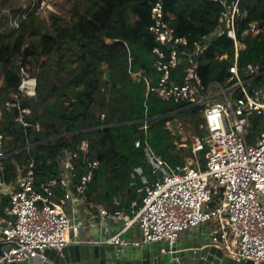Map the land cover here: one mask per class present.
Returning <instances> with one entry per match:
<instances>
[{
    "label": "trees",
    "instance_id": "16d2710c",
    "mask_svg": "<svg viewBox=\"0 0 264 264\" xmlns=\"http://www.w3.org/2000/svg\"><path fill=\"white\" fill-rule=\"evenodd\" d=\"M154 0H76L69 18L50 13L31 14L12 27L4 10L16 15L20 8H0V180L17 184L22 170L35 163L36 183L60 178L65 152L73 154V185L93 173L83 199L95 210L103 204L112 211L130 208L156 181L147 161L144 142L173 166L193 156L195 140L205 135V120L198 108L145 97V79L160 78L154 68V49L160 42L150 32ZM242 17L236 23L240 77L258 71L250 90L264 86V0H241ZM168 23L189 47L219 26L222 7L210 0H164ZM10 8V9H9ZM252 24L260 32H249ZM217 55H227L217 60ZM131 59V60H130ZM235 45L227 36L216 37L202 58L203 84L229 88ZM186 64L173 73L183 83ZM37 78V96L27 98L18 88L21 69ZM141 71V74H137ZM241 97V92H236ZM19 104L14 108L12 104ZM23 118L29 127L18 122ZM172 126L171 130L168 124ZM178 123L191 129L193 139L179 147L183 137ZM145 125L147 129L145 130ZM252 138L264 132V116H253ZM175 132V133H174ZM141 140L143 146L136 147ZM87 151L82 150L83 144ZM205 152L200 154L204 157ZM98 162V167H93ZM59 195L61 187L55 188ZM138 203L142 205V201ZM0 195V217L10 207Z\"/></svg>",
    "mask_w": 264,
    "mask_h": 264
},
{
    "label": "built area",
    "instance_id": "2783aa9c",
    "mask_svg": "<svg viewBox=\"0 0 264 264\" xmlns=\"http://www.w3.org/2000/svg\"><path fill=\"white\" fill-rule=\"evenodd\" d=\"M210 1L222 7L219 26L191 47L188 39L177 37L175 29L168 23L171 15L165 11L164 0H154L152 4L150 32L160 42L153 51L156 56L154 68L161 75L156 84L153 78H144L145 97L147 99L154 94L163 101L198 108L205 120L206 133L196 139L193 156L185 158L183 165L176 166L158 155L145 140L146 158L157 180L147 187L141 206L137 202L132 204L131 213L109 208L100 210L101 217L123 224L105 244L127 246L121 236L136 225L143 233L138 244L144 245L160 241L173 243L183 232L210 223L213 242L227 256L263 264L264 132L251 145L245 131L253 116H264V89L250 90V83L258 74L255 68L247 67V80L239 74V52L244 45L238 41L236 23L242 17L241 0ZM45 12L57 13L49 0H31L16 15L4 10L10 25L15 28L19 27L20 20L31 14L40 16ZM249 32L257 35L260 30L252 24ZM223 35H227L235 45V61L230 68L232 77L229 80L232 85L229 88L219 83L205 86L199 73L202 58L212 41ZM227 57L217 55L216 59L222 61ZM185 64L183 83H177L173 73ZM21 77L19 92L27 98H35L37 78L25 68L21 69ZM236 92H241L242 96L236 97ZM11 106L20 108L18 103ZM18 122L25 127L30 126L21 117ZM168 126L173 130L170 123ZM181 126L178 123L179 129ZM142 146V141L138 140L136 147ZM81 149L87 151L88 145L84 143ZM203 152L202 158L200 154ZM202 160L205 161L204 168ZM98 165L94 162L93 167ZM35 167L31 160L22 170L17 184L0 180V192L11 200L10 207L5 210L6 216L0 218L2 242L10 246L0 261H23L24 251L28 249L30 258H38L48 249L61 251L77 243L81 234V224L73 221L67 207L83 199L93 173L84 175L74 186L75 165L69 151L62 159L60 178L38 185ZM56 187L64 191L59 200Z\"/></svg>",
    "mask_w": 264,
    "mask_h": 264
},
{
    "label": "water",
    "instance_id": "95a60500",
    "mask_svg": "<svg viewBox=\"0 0 264 264\" xmlns=\"http://www.w3.org/2000/svg\"><path fill=\"white\" fill-rule=\"evenodd\" d=\"M205 164H202V168ZM206 207H203L205 212ZM210 223H204L183 232L178 241L138 244L143 239L141 228L136 225L121 236L127 246L92 242L70 244L61 251L48 249L38 258H30L0 264H254L252 261L234 260L213 242ZM10 246L2 242L0 233V258ZM264 264V263H263Z\"/></svg>",
    "mask_w": 264,
    "mask_h": 264
},
{
    "label": "crops",
    "instance_id": "0c3cea01",
    "mask_svg": "<svg viewBox=\"0 0 264 264\" xmlns=\"http://www.w3.org/2000/svg\"><path fill=\"white\" fill-rule=\"evenodd\" d=\"M261 88L264 89V86H262ZM0 195H5V194H2L0 192ZM56 197L59 200L63 197V194L59 195L58 193H56ZM140 200L141 198L139 200L135 199L133 200L132 204L134 202L139 203ZM131 206L130 208H127L126 210L124 209L122 211L131 213V210H130ZM102 208H108V207L103 204H100V205L95 206V210H92L89 207V203H87L85 199H82L77 204H73V205L68 204L67 211L70 214L71 218L73 219L75 223L81 224L82 226L81 234L78 238L79 243L80 242H92V243L105 244V242L108 239H111L118 233L116 232L115 228L119 226L120 223L114 222L112 220H107L101 217L100 210ZM0 233H1V228H0Z\"/></svg>",
    "mask_w": 264,
    "mask_h": 264
},
{
    "label": "rangeland",
    "instance_id": "374dc122",
    "mask_svg": "<svg viewBox=\"0 0 264 264\" xmlns=\"http://www.w3.org/2000/svg\"><path fill=\"white\" fill-rule=\"evenodd\" d=\"M31 0H0V8H4L3 4L5 3L7 6H13L15 8H20L22 6L28 5ZM51 3V6L53 9L57 12V14L62 15L63 17L69 18V12L72 8V5L75 3L76 0H49ZM10 9V8H9ZM8 10V9H7ZM50 12H45L40 15L42 19L48 18ZM2 84V77H0V85ZM214 91H217V88L214 87ZM181 133L183 134V137L181 139V142L179 143L183 147L186 146L188 143L189 139H193V132L191 129L181 126ZM246 136L249 139V142L252 138V129L248 125L246 127ZM194 140V139H193ZM196 141V140H195ZM252 141V140H251ZM253 145V143H251ZM205 161L202 160V164H204ZM157 180V179H156ZM121 226L123 224L121 223L119 226L115 228L116 232H119L121 229ZM1 228V225H0Z\"/></svg>",
    "mask_w": 264,
    "mask_h": 264
}]
</instances>
